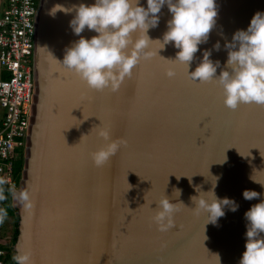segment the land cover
<instances>
[{
    "label": "water",
    "instance_id": "water-1",
    "mask_svg": "<svg viewBox=\"0 0 264 264\" xmlns=\"http://www.w3.org/2000/svg\"><path fill=\"white\" fill-rule=\"evenodd\" d=\"M80 2L38 0L33 102L21 175L11 191L18 217L15 255L29 251V264H238L246 240L244 212L264 198V105L229 109L216 84L190 80L182 64L167 76L171 61L165 58L177 51L171 43L141 59L117 91L88 88L57 61L79 38L69 26L74 12H48L55 3ZM216 3V25L199 49L220 40L211 58L223 65L224 40L264 11V0ZM159 15L158 25L148 29L153 39L162 36L171 14L164 6ZM95 34L86 27L79 35ZM159 46L151 42L153 50ZM199 49L189 71L199 62ZM100 121L126 143L97 167L89 152L103 143L96 136ZM211 176L219 177L216 195L234 198L239 207H226L216 224H205L190 197L197 185L212 188ZM22 189L30 193L29 207L18 199ZM244 189L262 195L247 200ZM163 195L186 205L166 232L151 220Z\"/></svg>",
    "mask_w": 264,
    "mask_h": 264
},
{
    "label": "clouds",
    "instance_id": "clouds-1",
    "mask_svg": "<svg viewBox=\"0 0 264 264\" xmlns=\"http://www.w3.org/2000/svg\"><path fill=\"white\" fill-rule=\"evenodd\" d=\"M145 3L141 0H93L86 4L81 0L71 6L53 4L48 10L50 15L54 16L57 11L74 12L69 26L79 38L66 47L61 60L52 56L65 69L75 73L88 88L115 92L141 59L158 54V49L171 43L177 51L174 58L164 57L171 61L165 68L167 76H175L176 65L182 64L190 80L216 84L222 90L223 104L227 108L236 109L242 103L264 105V11L257 10L246 28L236 29L231 39L224 40L227 58L221 65L219 59L211 58L213 50H220V40L215 41L211 48L199 49V45L208 41L216 25V0H145ZM164 6L171 14L166 20V30L160 38H150L148 29L158 25L159 13ZM86 27L96 34L87 38L79 35ZM152 41L159 42L160 46L155 50L151 47ZM198 49L202 55L195 68L189 71ZM98 125L96 136L103 143L90 151L89 156L93 164L100 167L118 152L126 140L114 138L111 128L102 125L101 121ZM211 177L214 178L211 179L212 188L203 191L197 185V194L190 197L194 204L191 208L195 212H203L205 224H216L218 218L225 215L226 207L231 211L239 207L234 198L216 195L214 188L219 177ZM259 183L264 186V183ZM174 190L178 197L180 189ZM261 195L254 189L242 191L247 200ZM0 199H3L2 195ZM18 199L24 202L25 207L30 206V193L26 189L19 191ZM155 202L151 220L159 231L166 232L173 227L180 205H186L180 200L178 205L167 195ZM244 217L246 240L238 264H264V198L252 204L244 212ZM2 218L3 210H0ZM13 259L18 264H29L30 252L16 254Z\"/></svg>",
    "mask_w": 264,
    "mask_h": 264
},
{
    "label": "built area",
    "instance_id": "built-area-1",
    "mask_svg": "<svg viewBox=\"0 0 264 264\" xmlns=\"http://www.w3.org/2000/svg\"><path fill=\"white\" fill-rule=\"evenodd\" d=\"M38 0H8L0 9V185L13 190V165L25 147L34 94L33 27ZM1 227V226H0ZM1 239L0 264H11Z\"/></svg>",
    "mask_w": 264,
    "mask_h": 264
},
{
    "label": "trees",
    "instance_id": "trees-1",
    "mask_svg": "<svg viewBox=\"0 0 264 264\" xmlns=\"http://www.w3.org/2000/svg\"><path fill=\"white\" fill-rule=\"evenodd\" d=\"M22 163H23V151H21L20 155L17 156V158L14 161V165H13V181H14L15 187L18 185V181L20 179ZM0 195L3 196V199H0V210H3V216L11 215L12 217L16 219L15 227H14L12 236L10 238V243L6 244V246L4 247L6 248V259H8L11 264H16V260L13 259V256L15 255V253L12 249V245L15 241L16 234H17L16 224H17L18 217L15 212V208L12 206V203H11V190L6 189L0 185Z\"/></svg>",
    "mask_w": 264,
    "mask_h": 264
},
{
    "label": "rangeland",
    "instance_id": "rangeland-1",
    "mask_svg": "<svg viewBox=\"0 0 264 264\" xmlns=\"http://www.w3.org/2000/svg\"><path fill=\"white\" fill-rule=\"evenodd\" d=\"M0 224L2 227V231H1V239L2 241H4L5 245L10 243V238L12 236L14 227H15V222L16 219L14 217H12L11 215H6L3 216L2 219H0ZM6 249V248H5Z\"/></svg>",
    "mask_w": 264,
    "mask_h": 264
},
{
    "label": "crops",
    "instance_id": "crops-1",
    "mask_svg": "<svg viewBox=\"0 0 264 264\" xmlns=\"http://www.w3.org/2000/svg\"><path fill=\"white\" fill-rule=\"evenodd\" d=\"M7 2H8V0H0V9L4 8L7 4ZM6 75H7L6 71H4V69L0 67V78L5 77ZM2 227L3 226L0 227L1 231H2Z\"/></svg>",
    "mask_w": 264,
    "mask_h": 264
},
{
    "label": "bare ground",
    "instance_id": "bare-ground-1",
    "mask_svg": "<svg viewBox=\"0 0 264 264\" xmlns=\"http://www.w3.org/2000/svg\"><path fill=\"white\" fill-rule=\"evenodd\" d=\"M21 151H23V156H24V148L21 150ZM21 151H20V153H21ZM20 153L18 154V156L20 155ZM22 165H23V163H22ZM1 221V220H0ZM1 226V225H0Z\"/></svg>",
    "mask_w": 264,
    "mask_h": 264
},
{
    "label": "snow or ice",
    "instance_id": "snow-or-ice-1",
    "mask_svg": "<svg viewBox=\"0 0 264 264\" xmlns=\"http://www.w3.org/2000/svg\"><path fill=\"white\" fill-rule=\"evenodd\" d=\"M55 109V108H54Z\"/></svg>",
    "mask_w": 264,
    "mask_h": 264
}]
</instances>
